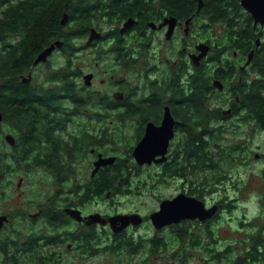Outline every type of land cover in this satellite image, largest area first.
Here are the masks:
<instances>
[{
	"label": "flooded vegetation",
	"instance_id": "obj_1",
	"mask_svg": "<svg viewBox=\"0 0 264 264\" xmlns=\"http://www.w3.org/2000/svg\"><path fill=\"white\" fill-rule=\"evenodd\" d=\"M145 5L142 26L129 17L100 31L97 41L88 43L89 33L71 49L59 40V47L42 44L34 60L53 45L51 55L15 78L21 86L17 91L16 85V98L23 100L22 114L0 109V264H101L107 255L113 257L103 264H264L262 198L248 200L257 213L248 222L240 220L236 211L240 205L245 209L240 203L245 198L229 195L224 171L211 173L229 157L228 148L214 143L218 136L213 133L262 128L258 111L243 100L261 81L264 20L256 19L242 0H195L187 12L161 0ZM128 19L133 25L121 33ZM19 40L14 35L7 42L18 45ZM40 70L47 75L38 77ZM87 75L91 78L85 80ZM196 79L202 86V110L177 109L173 101L180 93L193 96ZM69 84L73 93L66 92ZM167 112L173 134L166 152L141 165L135 148L146 127H160ZM30 113L33 124L17 122ZM186 130L208 132L203 135L201 168L196 166L198 141L192 142ZM85 137L91 138L89 144ZM74 140L81 151L76 148L69 156L63 143ZM54 142L59 144L57 156L52 154ZM103 159L112 162L97 167ZM103 176L111 180L105 188ZM153 179L163 190L174 186L173 192L151 194L157 205L146 214L142 203L133 211L113 212L119 204L115 198L125 194L132 203L133 197L150 193L146 181ZM56 194H64L62 203H47ZM173 199L185 210L203 207L209 217H182L156 227L151 215ZM120 215H138L140 221L128 218L111 225ZM90 216L100 219L89 221Z\"/></svg>",
	"mask_w": 264,
	"mask_h": 264
},
{
	"label": "trees",
	"instance_id": "obj_2",
	"mask_svg": "<svg viewBox=\"0 0 264 264\" xmlns=\"http://www.w3.org/2000/svg\"><path fill=\"white\" fill-rule=\"evenodd\" d=\"M150 0H0V79L8 78V82L0 81V109L20 112L22 114L23 100L16 98V77L25 74L30 69L34 62L36 53L46 47L51 42H63L64 45H69L71 49L73 45L83 44L80 39L85 38L86 34L90 33L91 29H95L96 33L107 28H114L122 21L129 17H136L141 21H146L147 4ZM164 6L181 7V12H187L195 4V0H161ZM66 19L64 25L61 20ZM133 19V18H132ZM139 21V22H140ZM106 28H103V27ZM140 28V25L137 26ZM10 32L11 34H9ZM12 35V36H11ZM14 35H19L20 40L18 45H13L11 41L7 42L8 38ZM10 36V37H9ZM59 40V41H58ZM93 41H97L93 40ZM43 52V51H42ZM41 52V53H42ZM261 63V62H260ZM261 81L256 83L257 89L252 92L251 96H244V105L253 111H258L257 116L261 121V130H264V60L261 69ZM67 77V74H64ZM71 77V76H70ZM68 78V77H67ZM73 83V79H69ZM193 96L185 98L182 93L178 97L179 100H174L178 104L177 109L195 108L202 110L203 102L201 99L202 86L199 80L193 82ZM21 86L17 85V91H20ZM73 93V87L69 84L66 92ZM15 92L14 97L11 95ZM21 92H27L24 89ZM75 100V98H72ZM125 101L123 102V104ZM181 106V108H180ZM27 109H35L32 106H27ZM129 107V106H128ZM127 107V108H128ZM180 114V113H179ZM184 114L181 117L184 118ZM202 113L198 114L201 115ZM204 114V113H203ZM11 115V113H10ZM12 116V115H11ZM34 114L30 113L27 117L23 116L17 122L20 125L33 124L32 118ZM28 118V119H27ZM30 121L28 122V120ZM206 117L200 118L202 126L206 124ZM189 139L198 141L196 166L201 168L204 161L200 155L205 151L202 142L205 140L203 135L208 133L206 130L194 134L191 130H186ZM87 143L91 138L85 137ZM215 143V142H214ZM65 151L69 156L73 155L77 144L76 141L63 143ZM217 147V145H215ZM59 144H53L52 154L57 156L59 152ZM236 147H230L231 152ZM81 151V148H77ZM222 162V161H221ZM54 165V164H53ZM109 182L104 176L102 178L103 187H108ZM52 220V219H51Z\"/></svg>",
	"mask_w": 264,
	"mask_h": 264
},
{
	"label": "rangeland",
	"instance_id": "obj_3",
	"mask_svg": "<svg viewBox=\"0 0 264 264\" xmlns=\"http://www.w3.org/2000/svg\"><path fill=\"white\" fill-rule=\"evenodd\" d=\"M103 28H106L105 26ZM47 75L46 71L40 70L37 73L38 77H44ZM198 133L199 130H196ZM118 135L117 132H113V136L115 137ZM218 136V139L216 140L214 138V142L217 143L218 146L226 147V149H229V157L228 159H225V164H220L219 168L218 165L214 167V169L211 171L213 176H219L220 172H223L224 176H228L227 180L225 179L223 187L225 189L229 190V195L239 197L241 200L242 197H244L245 202H241L242 204H245V209L243 206H239V208L236 211L237 216L240 218V220L245 219V222H248L249 219H251L252 216H254L257 212H255V207H253L252 203H248V200L250 201H257L260 197L262 198V204L264 207V178L262 176V170L264 168V159L261 158V155L264 154V130L259 131H251L250 128H242L238 133H230L226 132L223 134H215L214 136ZM118 143L115 140L116 144ZM237 145V146H235ZM90 146V145H89ZM230 147H236L233 152H231ZM87 149H85L84 152H86ZM212 153H216V151L212 150ZM255 155H258L256 158ZM220 157H222L220 155ZM223 161V160H221ZM224 163V162H223ZM223 167V169H222ZM198 176H201V171H198ZM210 173V174H211ZM205 176V174H203ZM207 176V175H206ZM209 176V174H208ZM86 180L88 178H85ZM150 179V177H148ZM111 181V180H110ZM140 183L139 181H137ZM122 190L124 187V181H120ZM148 184L147 187L150 188V193L146 194L144 197H133V202L129 203V199H127L126 195L121 194L119 197L115 198V201H118L119 204H115V207L113 209V212L115 211H122L126 212L129 210H134L136 205L141 206V203L144 205V208H141V211L143 213H147L148 210H151L152 208L156 207L157 200L156 197L151 196L153 195H169L173 192L174 186H167L165 190L162 189L161 186L157 184L156 179L146 181ZM118 187V185H117ZM156 188L157 190L151 191V189ZM234 189L239 190L242 195H240L239 192H236ZM43 191H47L45 188H43ZM64 191V190H63ZM64 196V194H62ZM62 196L59 194H56L53 198L51 195L47 199V203L50 202L52 204H61L62 203ZM44 196L38 198L39 201L43 199ZM44 201V200H43ZM45 202V201H44ZM129 203V204H128ZM103 207H107L108 203L106 201L102 202ZM264 209V208H263ZM242 214L245 215V217H242ZM105 221V220H104ZM103 221V223H104ZM85 236V233L80 237L79 242L82 243L83 238ZM77 237V236H76ZM111 256H105L102 260L101 264H103L104 260L111 261ZM85 261V260H84ZM72 263V262H71ZM75 263H78V261H75ZM88 264V263H84ZM92 264V263H90Z\"/></svg>",
	"mask_w": 264,
	"mask_h": 264
},
{
	"label": "water",
	"instance_id": "obj_4",
	"mask_svg": "<svg viewBox=\"0 0 264 264\" xmlns=\"http://www.w3.org/2000/svg\"><path fill=\"white\" fill-rule=\"evenodd\" d=\"M242 4L244 5V7H246L245 9H247L248 11L249 10L251 11V13L253 14V16H255L256 19L264 20V0H242ZM65 22H66V19L61 20L62 25H64ZM132 25H133V20L128 19L123 24L121 28V33H124L126 30L130 29ZM171 30H172V26L169 29V35L171 33ZM99 37L100 35L96 33L94 29H91L90 35L88 37V43L96 39L98 40ZM54 45L59 47L60 42H55ZM53 49H54V46L51 45L46 50H44L42 53H40L38 57L34 60L33 65H38L41 62H45L46 58L51 55ZM84 78L85 80H88L91 78V75H87ZM0 120H1V115H0ZM172 126H173L172 119L169 113L167 112L162 122V125L160 127L155 128L152 125H148L146 127L145 135L143 136L141 141L138 143L137 147L135 148V152H134V157L137 161H139L138 163H140L141 165L145 163L149 164L155 156L157 155L162 156L163 154H165L166 148L168 146V142L171 139L172 134H173ZM159 148H160V151L157 154L153 153L156 151V149H159ZM110 162H112V159H103V160L98 161L97 164L99 165L97 166L96 164V166L97 167L104 166V165L109 164ZM262 176L264 177V168L262 170ZM177 201H178L177 199H173L171 201H163L159 206V210L156 213L151 215L150 219L152 220L153 224L156 227H160V225H164V224L165 225L170 224L173 221H176L177 219H180L182 217L192 216V218H198L201 220H204L207 217H209L208 215L207 216L205 215L204 212H207V211H204L203 207L202 208L193 207V208H188L187 210H185L184 208L177 207V204L179 202ZM71 212L75 215V219L81 220L77 212L75 211H71ZM177 214L178 216L176 217ZM128 218H129V222L130 220L131 221L133 220V223L140 221V218L138 215H131L129 217H126L125 215L123 216L120 215V216L113 217L110 220V223L111 225L116 226L119 223L121 224L124 223ZM2 219L3 218H0V222L2 221ZM87 219H89V221H93V220L97 221L100 219V217L90 216Z\"/></svg>",
	"mask_w": 264,
	"mask_h": 264
},
{
	"label": "clouds",
	"instance_id": "obj_5",
	"mask_svg": "<svg viewBox=\"0 0 264 264\" xmlns=\"http://www.w3.org/2000/svg\"><path fill=\"white\" fill-rule=\"evenodd\" d=\"M95 30V29H94Z\"/></svg>",
	"mask_w": 264,
	"mask_h": 264
}]
</instances>
